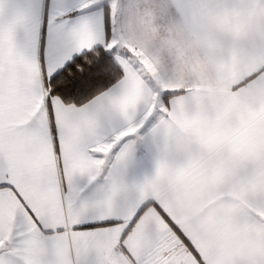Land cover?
<instances>
[{
    "label": "snow or ice",
    "instance_id": "snow-or-ice-1",
    "mask_svg": "<svg viewBox=\"0 0 264 264\" xmlns=\"http://www.w3.org/2000/svg\"><path fill=\"white\" fill-rule=\"evenodd\" d=\"M0 264H264V0H0Z\"/></svg>",
    "mask_w": 264,
    "mask_h": 264
}]
</instances>
